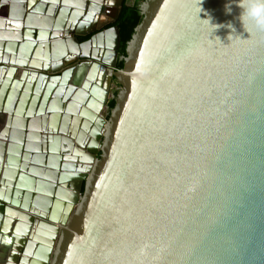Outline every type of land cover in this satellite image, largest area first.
Wrapping results in <instances>:
<instances>
[{"label":"water","instance_id":"1","mask_svg":"<svg viewBox=\"0 0 264 264\" xmlns=\"http://www.w3.org/2000/svg\"><path fill=\"white\" fill-rule=\"evenodd\" d=\"M56 3L41 0L30 13L40 19L31 22L39 35L63 32L67 42L57 41L52 57L48 44L47 51L40 45L27 52L37 60L21 65L38 76L27 98L29 118L46 82L58 85L35 120L47 139L42 166L52 162L48 182L33 189L29 156L7 160L1 176L13 180L17 173V188L38 194L21 207L52 224L36 240L51 245L61 226L50 264H264V32L249 36L230 0H151L141 8L123 67L112 70L122 88L105 120L98 71L116 66L118 30L112 28L115 45L96 42L99 50L95 28L82 33L64 30V19L54 22ZM229 33L241 39L229 40ZM55 71L57 79L47 76ZM12 139L7 149L15 148ZM21 140L19 149L26 146ZM7 195L0 192V215H15L6 205L18 203Z\"/></svg>","mask_w":264,"mask_h":264},{"label":"flooded vegetation","instance_id":"2","mask_svg":"<svg viewBox=\"0 0 264 264\" xmlns=\"http://www.w3.org/2000/svg\"><path fill=\"white\" fill-rule=\"evenodd\" d=\"M150 1L151 0H58V3L55 5L53 20L57 23V20L63 21L64 19V26L61 25L65 28L64 30L73 27L79 32L87 33L90 28L93 27L96 29L93 46L98 48L96 43L98 42V44L108 43L113 47L115 45V38L112 28L115 27L118 30L116 22L119 20L122 7L136 5L141 14V8ZM40 3L41 0H0V144H2L1 147H4L0 153L2 158L0 159V164H2L0 167V192L2 191L3 195L7 192V198L18 203L17 207L11 204L6 205V207L12 208L9 210L16 212L15 215L6 214L5 212L0 215V264H50L58 244V239L62 233L61 226H58L57 228L59 231L54 232L56 236L52 238L51 245H46V243H44L45 241L40 242V240H36L41 236L43 237V231H45L43 225L52 226V224H49L48 221L33 213H28L26 209L22 210L21 207L25 202L36 199L38 194L36 192L28 193L25 187L20 189L17 188L19 184L15 180L17 173L13 180H11L10 176L8 180L1 181V176L4 173L3 165L7 164V160L14 161L18 157L29 156L28 163L30 166L34 163L36 173V175L32 173L29 175L30 178L34 180L33 189L37 186L38 182L40 184L42 182H48V174L46 172L51 170L52 166L51 160H49V166H42L41 156H43V151L40 148L41 145L43 147V141L47 139L44 137L46 134L41 131V128H38L37 125L39 123L37 124L35 120H40V117L42 118V116L46 114L47 107L53 102L54 94L58 88L57 82L55 83L53 79H49L48 77L57 79L58 75L56 71L47 74L48 77H46V79H49V81H47L45 87H43L45 93H42L41 97L39 95L35 115L33 114L29 118L27 114L30 100H27V98L34 95L32 91L34 87L33 78L37 79L38 76L36 73L21 65L28 61H36L37 58L34 56L27 58V52L37 50L38 47L40 48V45L44 46L43 49L47 51L45 47L46 43L49 47V54L52 57L54 55L53 49L56 42L65 43L68 37L63 32L59 38L56 39L52 38L51 35L49 38H47V36L45 38L44 35L38 34V30L35 29L37 25L32 24V22H34V19L40 18H38V15L35 16L36 18H30V13L35 6H38V4L40 5ZM120 3L122 4L120 13H118L117 10L119 9ZM42 8L44 13H46L48 7L44 6ZM117 14L118 17H116ZM73 21H77V23L72 25ZM32 29L35 32L33 37L26 38L25 32ZM46 29L47 28H42V31L45 32ZM92 35L93 34H87L85 36H78L77 38L79 43H83L89 40ZM106 35L107 37H105ZM118 50L119 43L116 51L115 65L117 60H119ZM50 60V65L59 62L58 60ZM69 68H71V66L66 68V70ZM112 70H116V66L115 68L109 67L107 70L98 71L102 81L100 82L101 88L97 92L96 99H99V101L105 99V108L102 107L100 111V113H104L102 117L105 120L109 118L110 112L107 106L108 101L116 96L118 91L122 88L112 76ZM108 77L109 81L107 83ZM50 115L51 117L53 116L52 114L48 116ZM20 120L22 124H24L23 120H25L26 124L24 125L27 127L21 126ZM54 120L55 119H52V121ZM70 126L72 127V123H70ZM48 132L50 133V131ZM49 133H47V135ZM50 136H52L51 133ZM67 137L74 142V139L69 136ZM21 138V141H24L22 144H26L27 147L20 148V150L17 146H22L19 145ZM9 139L18 143H13L15 144L13 147L15 148L7 149ZM44 153L45 158L50 159V153ZM96 156L99 158L100 152H98ZM45 163L47 164L48 162ZM53 165H55V163H53ZM78 167L77 165L76 169ZM67 173L73 175L77 173V171L74 169L70 172L67 171ZM27 175L28 174H26V176ZM9 180L12 182L10 183ZM5 183H7V185H4ZM56 193H58L57 190H55V194L51 198V204L56 199ZM80 197L76 200L75 206L79 204ZM15 228H17L18 231H13ZM33 243H36L35 247H33ZM45 248L47 253L49 252L46 254L47 259L43 255ZM32 249L38 253L31 252Z\"/></svg>","mask_w":264,"mask_h":264},{"label":"clouds","instance_id":"3","mask_svg":"<svg viewBox=\"0 0 264 264\" xmlns=\"http://www.w3.org/2000/svg\"><path fill=\"white\" fill-rule=\"evenodd\" d=\"M196 2L199 5V0H196ZM230 2H234L239 6L240 13L238 19L243 29L249 33V36L253 31L264 32V0H230ZM226 10L230 12L231 8L226 5ZM207 22L209 25H214V28L220 27V25L211 24L208 19ZM226 26L235 32V28L231 22ZM237 37L240 38L239 35L233 36L232 33H229V40Z\"/></svg>","mask_w":264,"mask_h":264},{"label":"trees","instance_id":"4","mask_svg":"<svg viewBox=\"0 0 264 264\" xmlns=\"http://www.w3.org/2000/svg\"><path fill=\"white\" fill-rule=\"evenodd\" d=\"M142 15L136 5L133 6H123L119 20L116 22V26L119 32V50L118 56L119 60L116 62V69H121L123 67L124 57L126 56V45L127 42L131 39L132 34L134 33L135 27L140 23ZM115 105V98L113 97L107 103L108 110ZM83 192V185L81 188Z\"/></svg>","mask_w":264,"mask_h":264},{"label":"crops","instance_id":"5","mask_svg":"<svg viewBox=\"0 0 264 264\" xmlns=\"http://www.w3.org/2000/svg\"><path fill=\"white\" fill-rule=\"evenodd\" d=\"M97 101V100H96ZM94 104H97V102H94Z\"/></svg>","mask_w":264,"mask_h":264}]
</instances>
